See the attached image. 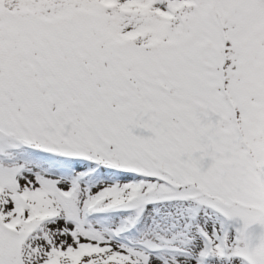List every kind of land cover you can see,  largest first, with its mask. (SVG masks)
<instances>
[{
  "label": "snow or ice",
  "instance_id": "6c2138e0",
  "mask_svg": "<svg viewBox=\"0 0 264 264\" xmlns=\"http://www.w3.org/2000/svg\"><path fill=\"white\" fill-rule=\"evenodd\" d=\"M0 264H264V0H0Z\"/></svg>",
  "mask_w": 264,
  "mask_h": 264
}]
</instances>
